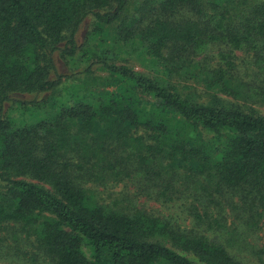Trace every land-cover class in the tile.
I'll list each match as a JSON object with an SVG mask.
<instances>
[{"label": "trees", "instance_id": "16d2710c", "mask_svg": "<svg viewBox=\"0 0 264 264\" xmlns=\"http://www.w3.org/2000/svg\"><path fill=\"white\" fill-rule=\"evenodd\" d=\"M131 1L0 0V264L264 262V0Z\"/></svg>", "mask_w": 264, "mask_h": 264}, {"label": "rangeland", "instance_id": "374dc122", "mask_svg": "<svg viewBox=\"0 0 264 264\" xmlns=\"http://www.w3.org/2000/svg\"><path fill=\"white\" fill-rule=\"evenodd\" d=\"M137 2L138 0H132L131 4L129 6L130 11L134 12L136 11V7H137ZM93 21L94 20H90L89 23L86 22L85 25H83V28L81 29V32L85 33L86 31L90 30L93 26ZM215 49H218L219 47H221V45L219 46H213ZM235 54L237 55V59H235L236 62V68L234 69L237 73V75L242 78L244 81L249 82V83H261L264 80V74H262L257 67H255L253 65V61H252V55L251 54H247L244 51H236ZM125 55H123L122 57H124ZM122 57L118 59V63H124L127 64L128 66L133 67L134 69L140 71V72H144V73H148L150 72V69H146L145 67H143L141 64H138L135 60H127L125 61V58L122 59ZM252 62V64H251ZM97 74H103L98 68L96 69ZM111 83V79H107L106 76H101L100 79L97 82V87L102 90V88H106V89H113L112 86L110 87H106V85H110ZM264 83V82H263ZM187 84V83H183ZM195 88L197 87L196 90H198L200 93H203L202 91V84L201 85H194ZM20 98L22 99H28L31 100L34 98V95L32 94H21ZM231 99H233L232 97H229ZM234 100V99H233ZM238 101V100H237ZM239 103H241L242 105H244L245 109H255L256 111H258L259 113L264 114V101H255V102H251V100H245V99H240ZM136 186L134 184H128L127 186L124 183H120L119 186L117 187H110L107 190H105L103 192V196L104 198L108 199V200H115V199H120V200H124L126 202L130 201V199L137 197L140 200V205L144 208V210L148 211V212H157V210H163L160 203H158L157 201H155L153 198H151V196H149L147 194V192H145L144 190H139L136 191ZM139 192V193H137ZM145 207H144V206ZM264 228V226H263ZM264 230V229H263ZM261 233H264V231H261ZM264 235V234H263ZM247 264H264L263 261H261L258 258H252L249 255L246 256V260ZM3 264H12L9 261L4 262Z\"/></svg>", "mask_w": 264, "mask_h": 264}]
</instances>
